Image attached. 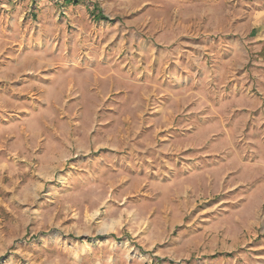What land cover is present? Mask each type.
Listing matches in <instances>:
<instances>
[{"label": "rangeland", "instance_id": "1", "mask_svg": "<svg viewBox=\"0 0 264 264\" xmlns=\"http://www.w3.org/2000/svg\"><path fill=\"white\" fill-rule=\"evenodd\" d=\"M263 162L264 0H0V264H264Z\"/></svg>", "mask_w": 264, "mask_h": 264}, {"label": "crops", "instance_id": "2", "mask_svg": "<svg viewBox=\"0 0 264 264\" xmlns=\"http://www.w3.org/2000/svg\"><path fill=\"white\" fill-rule=\"evenodd\" d=\"M207 122H201V123H199L198 125V127L199 128H203V127H205L207 124H206ZM203 124H206V125H203ZM208 124H213V125H215V123L214 122H212V123H208ZM253 146V145H252ZM251 145L249 146L250 148L249 149H247L248 147H245V150L244 151H242L241 152V154L239 155L240 156V161L241 162H243V163H245L246 161H245V159H247V156H248V154L250 153V155H251V158H250V163H251V165H255L256 166V161L259 159V158H261V156L259 155V152H258V149H255L254 147H252ZM249 150V151H248ZM239 154V153H238ZM264 163V162H263ZM263 166L264 167V164H261L260 163V165H259V167L260 166ZM254 167V166H253ZM262 168V167H261ZM264 178H261V179H258L257 180V183L258 184H255L254 186H253V188L251 189V191H250V194L251 193H253L254 191H255V193H256V196L258 197L259 196V194H260V192L262 191L261 189H260V186H262L261 184H263L264 182ZM258 198H253V200H249L248 202H247V200H248V197H246V196H244V198H243V200H242V202L243 203H245V202H247L248 203V205H247V208H254V209H256L257 207H258V200H257Z\"/></svg>", "mask_w": 264, "mask_h": 264}]
</instances>
